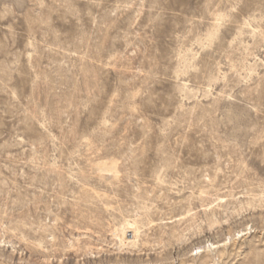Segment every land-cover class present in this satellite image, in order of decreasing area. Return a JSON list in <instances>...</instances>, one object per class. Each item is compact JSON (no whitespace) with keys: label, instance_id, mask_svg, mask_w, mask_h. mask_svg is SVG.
Instances as JSON below:
<instances>
[{"label":"rangeland","instance_id":"obj_1","mask_svg":"<svg viewBox=\"0 0 264 264\" xmlns=\"http://www.w3.org/2000/svg\"><path fill=\"white\" fill-rule=\"evenodd\" d=\"M263 191L264 0H0V264H264Z\"/></svg>","mask_w":264,"mask_h":264},{"label":"bare ground","instance_id":"obj_2","mask_svg":"<svg viewBox=\"0 0 264 264\" xmlns=\"http://www.w3.org/2000/svg\"><path fill=\"white\" fill-rule=\"evenodd\" d=\"M114 165H115L114 161H111V162L101 161L95 164L96 168H98L99 170L106 169L109 175L116 176L117 170L114 167ZM262 193H264V191ZM139 236H140L139 229L133 226V224H131L129 221H125L120 227V229L118 230V239L123 245H131V246L134 245L137 242ZM224 244H226V242L223 243V245ZM12 249H13V246H12ZM224 251H225V248H223L222 250H219L218 245L215 246L212 244L211 246L210 245L205 246L204 249L197 250L198 255H201V253L203 252L206 253L204 254L205 259L200 261L199 263L197 262L196 264H215V262L218 261V259L222 258V256L225 254Z\"/></svg>","mask_w":264,"mask_h":264}]
</instances>
